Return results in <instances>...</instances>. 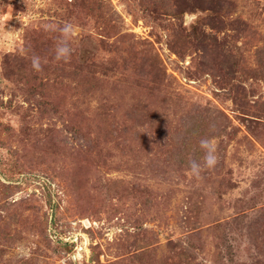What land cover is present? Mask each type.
Here are the masks:
<instances>
[{"label":"rangeland","instance_id":"374dc122","mask_svg":"<svg viewBox=\"0 0 264 264\" xmlns=\"http://www.w3.org/2000/svg\"><path fill=\"white\" fill-rule=\"evenodd\" d=\"M0 264H264V0H0Z\"/></svg>","mask_w":264,"mask_h":264},{"label":"clouds","instance_id":"9594fccd","mask_svg":"<svg viewBox=\"0 0 264 264\" xmlns=\"http://www.w3.org/2000/svg\"><path fill=\"white\" fill-rule=\"evenodd\" d=\"M53 30H57L55 26H52ZM61 32V37L58 40L55 49V59L58 61L67 62L72 55V49L70 47V39L73 35V26L71 23H65L58 29ZM32 68L39 72L42 70L41 58L34 55L31 59ZM199 148L203 150V165L193 160L190 162L189 167L193 175L199 176L202 168L211 169L214 168L218 162V157L215 153V145L211 143L209 139H201L199 141Z\"/></svg>","mask_w":264,"mask_h":264}]
</instances>
